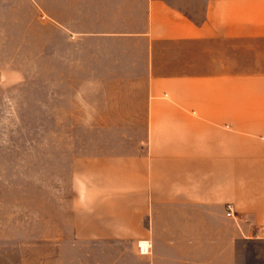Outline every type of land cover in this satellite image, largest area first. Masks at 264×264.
<instances>
[{"label": "crops", "instance_id": "1", "mask_svg": "<svg viewBox=\"0 0 264 264\" xmlns=\"http://www.w3.org/2000/svg\"><path fill=\"white\" fill-rule=\"evenodd\" d=\"M40 3L66 122L117 128L70 160L50 263L264 264V0Z\"/></svg>", "mask_w": 264, "mask_h": 264}, {"label": "rangeland", "instance_id": "2", "mask_svg": "<svg viewBox=\"0 0 264 264\" xmlns=\"http://www.w3.org/2000/svg\"><path fill=\"white\" fill-rule=\"evenodd\" d=\"M39 2L0 0V264H56L44 215L66 210L72 156L117 129L66 122L76 77L45 73Z\"/></svg>", "mask_w": 264, "mask_h": 264}, {"label": "built area", "instance_id": "3", "mask_svg": "<svg viewBox=\"0 0 264 264\" xmlns=\"http://www.w3.org/2000/svg\"><path fill=\"white\" fill-rule=\"evenodd\" d=\"M227 209H228V215H232V207H231L230 204L227 205ZM140 251L143 252V253H146L147 252V248L141 246L140 247Z\"/></svg>", "mask_w": 264, "mask_h": 264}]
</instances>
